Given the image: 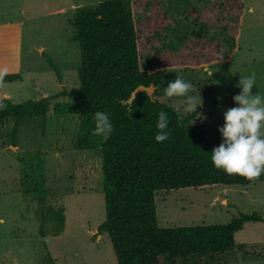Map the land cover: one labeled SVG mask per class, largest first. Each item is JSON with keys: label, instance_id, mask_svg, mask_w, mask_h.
Listing matches in <instances>:
<instances>
[{"label": "trees", "instance_id": "16d2710c", "mask_svg": "<svg viewBox=\"0 0 264 264\" xmlns=\"http://www.w3.org/2000/svg\"><path fill=\"white\" fill-rule=\"evenodd\" d=\"M243 10V0H129L128 5L105 0L79 8L71 20L80 53L78 88L37 100H4L0 133L11 125L6 132L11 145L24 118L45 126L52 98L68 99L53 103L55 114L80 115L74 148L100 155L105 217L97 233H107L116 264H162L163 257L177 264L190 256L223 253L232 249L245 223L261 220L256 213H242L227 224L159 227L158 191L244 186L264 181V172L250 181L217 169L211 152L219 145L205 143L197 120L188 127L196 111L185 114L180 127L176 108L151 100L145 91L125 102L138 85L162 87L174 68L230 60L238 49ZM0 77L4 82L21 78L16 73ZM97 111L110 113L114 131L106 141L92 134ZM160 111L168 114L171 132L163 143L155 140ZM57 218L60 227L63 216Z\"/></svg>", "mask_w": 264, "mask_h": 264}, {"label": "rangeland", "instance_id": "374dc122", "mask_svg": "<svg viewBox=\"0 0 264 264\" xmlns=\"http://www.w3.org/2000/svg\"><path fill=\"white\" fill-rule=\"evenodd\" d=\"M101 1L0 0V20L23 23L16 74L25 78L0 83V109L7 98L17 103L78 88L80 53L72 40L71 20L79 8ZM122 1L128 5L129 0ZM243 2L238 49L230 60L174 68L164 85L155 87L157 101L181 112L184 98L161 99L167 83L179 73L200 90L203 104L197 107L196 120L211 146L222 143L218 129L224 125L223 113L237 106L233 96L241 91L236 86L240 76L255 72L251 91L264 97V0ZM3 93L9 96L1 97ZM67 100L50 99L45 126L36 118H24L15 145L6 135L11 125L0 133V264H116L107 233H97L105 217L100 155L74 148L79 114L52 111L54 102ZM154 202L159 227L227 224L242 213L261 218L243 225L231 250L202 259L190 256L177 264H264V181L162 190ZM162 264H169L166 257Z\"/></svg>", "mask_w": 264, "mask_h": 264}, {"label": "clouds", "instance_id": "9594fccd", "mask_svg": "<svg viewBox=\"0 0 264 264\" xmlns=\"http://www.w3.org/2000/svg\"><path fill=\"white\" fill-rule=\"evenodd\" d=\"M0 83H2V77H0ZM255 84V72L248 76H240L236 86L241 91L233 96L237 106L223 113L224 125L218 129L222 135V143L211 152L212 163L217 169H222L228 175H239L250 181L258 179L264 172V97L258 93H252L251 90ZM174 97L184 98L183 113L179 107L176 108L178 126L183 127L184 115L197 111V107L202 106L203 100L200 90H197L194 84L186 81L179 73L174 80L167 83L161 99L171 100ZM109 117L110 113L101 111H97L94 115L95 128L92 134L101 137L104 141L114 131ZM195 122L196 119L191 121L188 127ZM168 125V114L160 111L156 124L158 131L155 135L158 143L169 139L171 132L168 130Z\"/></svg>", "mask_w": 264, "mask_h": 264}, {"label": "crops", "instance_id": "0c3cea01", "mask_svg": "<svg viewBox=\"0 0 264 264\" xmlns=\"http://www.w3.org/2000/svg\"><path fill=\"white\" fill-rule=\"evenodd\" d=\"M22 24V21L19 20H0V75L17 73L21 68L20 33ZM24 79L22 76L18 81L23 82ZM1 84H4V81ZM3 96L8 97L9 94L3 93L1 97Z\"/></svg>", "mask_w": 264, "mask_h": 264}, {"label": "water", "instance_id": "95a60500", "mask_svg": "<svg viewBox=\"0 0 264 264\" xmlns=\"http://www.w3.org/2000/svg\"><path fill=\"white\" fill-rule=\"evenodd\" d=\"M140 91H145L147 93V95L150 97L151 100H155V98H154L155 86L150 84L148 86L138 85L137 87H135V89H133L131 91L128 99L125 102L126 103H131L132 100L134 99L136 93L140 92Z\"/></svg>", "mask_w": 264, "mask_h": 264}]
</instances>
